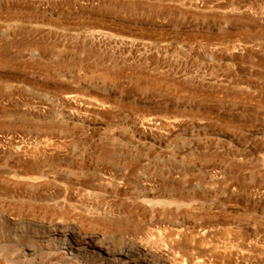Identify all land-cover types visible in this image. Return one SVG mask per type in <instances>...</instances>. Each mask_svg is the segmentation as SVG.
<instances>
[{"label":"rangeland","instance_id":"rangeland-1","mask_svg":"<svg viewBox=\"0 0 264 264\" xmlns=\"http://www.w3.org/2000/svg\"><path fill=\"white\" fill-rule=\"evenodd\" d=\"M74 228L264 264V0H0V264H100Z\"/></svg>","mask_w":264,"mask_h":264},{"label":"bare ground","instance_id":"bare-ground-1","mask_svg":"<svg viewBox=\"0 0 264 264\" xmlns=\"http://www.w3.org/2000/svg\"><path fill=\"white\" fill-rule=\"evenodd\" d=\"M97 212L100 210L98 208L95 209ZM102 211L105 212V208H102ZM110 212H113V210ZM119 215V213L117 214ZM75 229V230H74ZM72 229L73 236L70 239L69 246H72V248L76 247L78 248V251L81 255H84L86 257L90 255H94L95 258H98V261L100 264H155L151 261L146 260L148 257V248L146 246H143L139 244L137 246L136 251L133 253H127L126 256L120 258L119 260L112 261L108 258L107 255L103 253V250L99 247V245L106 246L109 244L105 237L102 235H94L89 239H86L85 235L79 231L78 228ZM116 229V228H115ZM28 264H34L33 262H29Z\"/></svg>","mask_w":264,"mask_h":264}]
</instances>
